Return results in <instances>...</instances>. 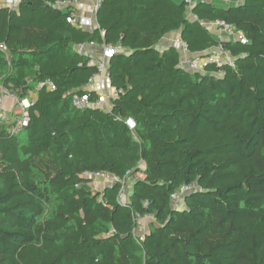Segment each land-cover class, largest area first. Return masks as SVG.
<instances>
[{
  "label": "trees",
  "instance_id": "1",
  "mask_svg": "<svg viewBox=\"0 0 264 264\" xmlns=\"http://www.w3.org/2000/svg\"><path fill=\"white\" fill-rule=\"evenodd\" d=\"M57 1L0 6L12 55L0 49V83L37 92L23 132L0 124V264H264V0L200 1L194 19L184 1L104 0L92 32ZM216 21L248 42L218 40L205 24ZM174 31L192 54L221 47L234 66L186 70L181 49L158 48ZM90 41L127 50L108 63L110 111L72 103L98 96L86 90L97 68L75 48ZM48 79L55 90L37 89ZM91 172L130 179L126 203L120 182ZM137 215L153 217L143 240Z\"/></svg>",
  "mask_w": 264,
  "mask_h": 264
},
{
  "label": "built area",
  "instance_id": "2",
  "mask_svg": "<svg viewBox=\"0 0 264 264\" xmlns=\"http://www.w3.org/2000/svg\"><path fill=\"white\" fill-rule=\"evenodd\" d=\"M189 8H192L199 1L206 0H182ZM228 2L231 0H218ZM244 0H233V3L242 2ZM104 0H59L52 4L54 7L60 8L69 13L67 21L74 27L85 30L94 31L100 29L97 14L101 8ZM230 4V3H229ZM20 5V0H3V6L10 10H17ZM215 25L219 31V36L224 37L223 40L228 41H240L245 44L248 39L242 30L237 29L234 25L225 21H216ZM101 34H103V31ZM180 49L183 52V56L180 61V65L188 71L196 72L205 70L207 65L216 64L218 66L230 65L234 66V59L221 47L215 51H210L203 56L195 55L189 56L188 45L182 40L178 39ZM76 50L81 54L89 56L88 64L97 68V73L90 78V82L94 81L96 77L109 78L108 66L110 59L120 52H125V48L121 44H97L94 41L87 43H81L76 45ZM0 49L4 52L8 62H10L12 55L9 52L6 44H0ZM49 88L56 89L55 84L51 80L40 81L37 84V89ZM96 91V90H95ZM97 97L92 99L90 95L75 94L72 97V103L77 109L95 108L104 111H110L112 109V100L118 96L116 90L111 93L105 91L96 92ZM37 99V92L32 91L29 96L19 97L16 93L12 92L5 84L0 83V124L7 125V129L12 134H19L29 125L30 122V109L34 106ZM128 124L131 128L135 127V122L132 119L128 120ZM87 176L93 179H99L107 181L109 183H121L119 200L126 203V197L128 194V186L130 179L125 178L121 180L118 177L111 176L107 172L88 173ZM91 184V183H90ZM199 189L196 183L183 184L176 192L171 194V202L174 208H182L184 205V199L189 193ZM153 220L151 215H137L138 228L136 229V235L138 232H144L146 228V221ZM140 239H144L145 234L138 235Z\"/></svg>",
  "mask_w": 264,
  "mask_h": 264
},
{
  "label": "crops",
  "instance_id": "3",
  "mask_svg": "<svg viewBox=\"0 0 264 264\" xmlns=\"http://www.w3.org/2000/svg\"><path fill=\"white\" fill-rule=\"evenodd\" d=\"M175 1L178 2V0H175ZM206 1L207 2L218 3V4H221V5L225 6V7L226 6H229V3L230 4H234L233 3V0L229 1V3L228 2H223V1H218V0H206ZM0 6H3V0H0ZM189 9H190V12L188 14V17L190 19H194L195 17L193 16V14L191 12V9L192 8H189ZM205 24L208 26V28L210 29V31L214 34V36L218 40H223L224 39V37H220L219 36V31L217 30V27L215 25V22H205ZM178 39H181V33H180V31H174V32L168 33L160 41V43L158 45V48L161 49V50H164V49L169 48L171 46H175L178 49H180V46H179V43H178ZM125 51H127V50H125ZM210 51H212V50H209V52ZM186 55L195 56V54H192L191 52L186 53ZM86 90L91 91V92L105 91L107 93H111L112 91H114L116 89H114V88L111 87L109 78L96 77L94 79V81L88 83V85L86 86Z\"/></svg>",
  "mask_w": 264,
  "mask_h": 264
},
{
  "label": "rangeland",
  "instance_id": "4",
  "mask_svg": "<svg viewBox=\"0 0 264 264\" xmlns=\"http://www.w3.org/2000/svg\"><path fill=\"white\" fill-rule=\"evenodd\" d=\"M182 0H178V2H181ZM213 51H215V50H213ZM137 176H140L139 174H134V176L133 177H137ZM133 177L131 178V179H133ZM99 186H100V184L98 183V181H96L95 183H94V185H93V187H97V188H99ZM146 224V228H145V230H144V232L142 231V232H138L137 234L138 235H142V233H144L145 234V232H146V230H147V222L145 223Z\"/></svg>",
  "mask_w": 264,
  "mask_h": 264
}]
</instances>
